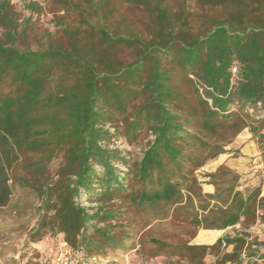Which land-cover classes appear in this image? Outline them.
<instances>
[{
    "label": "trees",
    "instance_id": "16d2710c",
    "mask_svg": "<svg viewBox=\"0 0 264 264\" xmlns=\"http://www.w3.org/2000/svg\"><path fill=\"white\" fill-rule=\"evenodd\" d=\"M50 1L74 25L64 44L33 50L18 43L27 24L19 29L11 0H0V211L20 191L33 222L20 264L44 238L86 264L127 242L133 250L137 233L151 259L264 264L261 187L240 191L239 176L221 166L203 175L213 187L203 194L195 176L244 130L264 167V0H194L197 13L124 0L147 16V36L124 21L103 24V1ZM124 50L132 60L117 56ZM162 221L188 239L145 235ZM258 224L262 239L250 232ZM227 229L233 235L216 240ZM195 236L201 245L188 244Z\"/></svg>",
    "mask_w": 264,
    "mask_h": 264
},
{
    "label": "rangeland",
    "instance_id": "374dc122",
    "mask_svg": "<svg viewBox=\"0 0 264 264\" xmlns=\"http://www.w3.org/2000/svg\"><path fill=\"white\" fill-rule=\"evenodd\" d=\"M96 1H103L102 3L104 4V10L99 14L103 24L106 23L107 26H115L119 22L124 21L140 31L144 36H147V25L149 21L140 9L127 4L124 0ZM164 1L172 12L179 9L180 6L193 13L198 12L194 0ZM33 2L38 3L37 9L33 11L23 9V4ZM11 3L18 17L19 29L27 24L25 38L18 42L21 46L24 47L26 45L36 50L45 46L48 40L55 41L59 44L65 43L66 37L63 30L73 27L74 18L72 14H67L66 11L62 10L50 0H11ZM117 56L124 61L133 59V54L125 50L118 52ZM238 141L241 142L237 143ZM247 145L253 149L251 152L252 156H249L246 152ZM116 146L119 149L129 152L132 159H135L139 155L140 147L137 145L129 147L122 142H117ZM262 148L264 149V142ZM224 150V154L208 162L203 168L195 172L198 182L201 183L202 193L207 194V188H204V186L207 185L208 181L203 175L214 173L219 167L225 166L239 176L238 185L240 191L246 192L261 187V195H263L264 167L262 164V151L256 140L252 138L247 130H244ZM228 164L233 167H229ZM29 197L23 192L15 191L9 205L0 211V264H20L22 262V257L19 256L24 254L21 246L25 231L33 224L28 219L29 213L24 212L22 209L23 203L31 200ZM235 229H238V227L236 226ZM200 231L202 230H198L196 236ZM144 232L147 237L162 238L169 242L188 239V235L182 234L181 230L174 225V221L154 222ZM218 232L219 236L216 240L224 235H233L232 229ZM250 232L259 239L263 238V228L259 224L253 226ZM140 234L137 233L132 237V242L135 247L133 250H127L128 246H130V242H127L124 248L110 251L106 257H93L86 264H175L174 259H167L163 256L152 259L148 258V247L141 248L137 244ZM196 236L189 241V245H201L194 242ZM59 245L58 238H44L41 243L28 250L27 255L32 256L30 257L32 258L30 264H49L53 253L59 248ZM31 250H35L36 254H31ZM27 258L29 257H25L24 259ZM211 261V257H207L205 260L206 264H210Z\"/></svg>",
    "mask_w": 264,
    "mask_h": 264
},
{
    "label": "built area",
    "instance_id": "2783aa9c",
    "mask_svg": "<svg viewBox=\"0 0 264 264\" xmlns=\"http://www.w3.org/2000/svg\"><path fill=\"white\" fill-rule=\"evenodd\" d=\"M235 71L236 70L233 69L234 73ZM51 264H72V260L68 255H66L63 245H60L54 253Z\"/></svg>",
    "mask_w": 264,
    "mask_h": 264
},
{
    "label": "crops",
    "instance_id": "0c3cea01",
    "mask_svg": "<svg viewBox=\"0 0 264 264\" xmlns=\"http://www.w3.org/2000/svg\"><path fill=\"white\" fill-rule=\"evenodd\" d=\"M241 141H238L237 143H239ZM253 151L252 147H250L249 145L246 146V152L249 154V156L251 155V152ZM229 167H233L232 165L228 164ZM204 188H207L206 193L207 194H212L213 192V188L210 185H205ZM210 188V189H209Z\"/></svg>",
    "mask_w": 264,
    "mask_h": 264
}]
</instances>
